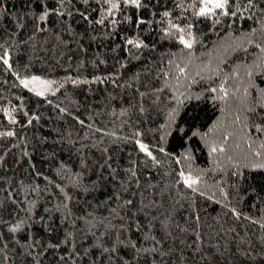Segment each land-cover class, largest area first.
<instances>
[{
  "label": "trees",
  "instance_id": "trees-1",
  "mask_svg": "<svg viewBox=\"0 0 264 264\" xmlns=\"http://www.w3.org/2000/svg\"><path fill=\"white\" fill-rule=\"evenodd\" d=\"M114 2L0 0V264H264V0Z\"/></svg>",
  "mask_w": 264,
  "mask_h": 264
},
{
  "label": "snow or ice",
  "instance_id": "snow-or-ice-1",
  "mask_svg": "<svg viewBox=\"0 0 264 264\" xmlns=\"http://www.w3.org/2000/svg\"><path fill=\"white\" fill-rule=\"evenodd\" d=\"M105 2L111 3V7L109 9V14H111L112 10H114L118 7V3L114 2V0H105ZM124 2L131 4V5H134L136 7H141V0H124ZM192 6L195 7L196 6L195 3ZM251 6H252V0H249V7H251ZM228 7H229V0H199L198 11L195 12V15H197L199 17H211V16H214L217 14V10H220V14L223 16H228V15L235 16L237 14L236 12L225 11V9ZM47 14L48 13L45 12L44 15H42L40 17V19L43 20ZM164 15L167 16L168 13L165 12ZM99 22H102V21H99ZM141 23H143V21H141ZM173 27H175V26H173ZM176 31L183 33L185 30L183 28H176ZM165 34L168 35L169 33H165ZM128 43L133 44V41L129 40ZM180 43L183 44V46L185 48H188V49L192 48V41L189 39H185L184 35L180 36ZM135 47H137V48L141 47L140 43H136ZM3 63L5 65H7L8 59L4 58ZM183 71L184 70L181 68L180 69L181 74H183ZM20 83L25 88H29V86L31 85L32 87L29 88L30 91H34L37 96H43L45 94V92H47L49 90V88L53 82L42 80L37 76H33L31 79H22L20 81ZM213 91H215V89H213ZM7 135L11 136L12 133L8 132ZM139 147H140V150L142 152H145L147 155L151 156V153L148 152V149L144 144L141 143L139 145ZM222 150L223 149H221V151ZM212 151L215 152L216 149L213 148ZM180 176H181V179H182L185 187L191 189L194 192L197 190L194 187L198 183L197 178H193L192 175H185L183 172L180 173ZM128 203H131V201H129ZM19 227H20V225H17L16 227L12 228V231L13 232L17 231V229Z\"/></svg>",
  "mask_w": 264,
  "mask_h": 264
}]
</instances>
